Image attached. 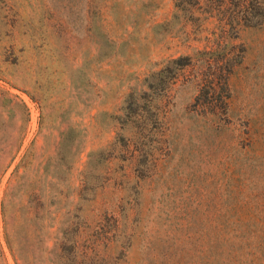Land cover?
Wrapping results in <instances>:
<instances>
[{"label": "rangeland", "instance_id": "rangeland-1", "mask_svg": "<svg viewBox=\"0 0 264 264\" xmlns=\"http://www.w3.org/2000/svg\"><path fill=\"white\" fill-rule=\"evenodd\" d=\"M207 1L0 0V264H264V15Z\"/></svg>", "mask_w": 264, "mask_h": 264}, {"label": "trees", "instance_id": "trees-1", "mask_svg": "<svg viewBox=\"0 0 264 264\" xmlns=\"http://www.w3.org/2000/svg\"><path fill=\"white\" fill-rule=\"evenodd\" d=\"M200 0H178V5L188 6V11H193L194 7L197 6ZM213 4L212 0L207 1ZM205 2V4H207ZM183 3V4H182ZM216 7L208 6V12L221 13V17L218 19L219 24V36L223 40L218 42L213 48L204 50L203 52L214 53L217 49L224 48L229 44V39L237 35L238 25H250L258 23L261 16L264 15V0H238L237 3H227L224 0H220ZM216 9L217 11L215 12ZM212 15V14H211ZM259 17V18H258ZM196 52L200 53L201 50H196L194 53H184L172 56L165 61L164 67L155 74L162 75L167 70H173V67H184L193 64L194 58L196 59ZM204 66H231L228 57H224L223 60L215 59L214 56H209L204 59ZM178 72L173 71L172 76H176ZM223 73V72H222ZM227 73V71H226ZM226 73L220 75L219 83L214 81V78H203L201 84L202 98L199 99V104L203 107H211L212 109L224 106L227 101L228 85L226 79ZM158 81L161 80V76L157 77Z\"/></svg>", "mask_w": 264, "mask_h": 264}]
</instances>
